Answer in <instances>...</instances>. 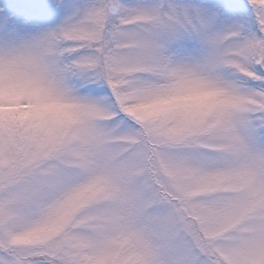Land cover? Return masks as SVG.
<instances>
[{
	"label": "snow or ice",
	"instance_id": "6c2138e0",
	"mask_svg": "<svg viewBox=\"0 0 264 264\" xmlns=\"http://www.w3.org/2000/svg\"><path fill=\"white\" fill-rule=\"evenodd\" d=\"M0 264H264V0L0 6Z\"/></svg>",
	"mask_w": 264,
	"mask_h": 264
}]
</instances>
